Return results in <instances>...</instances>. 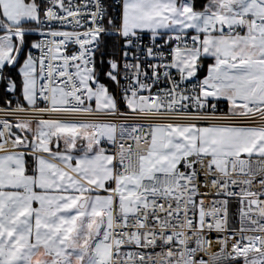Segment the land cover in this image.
Masks as SVG:
<instances>
[{"label":"snow or ice","instance_id":"snow-or-ice-1","mask_svg":"<svg viewBox=\"0 0 264 264\" xmlns=\"http://www.w3.org/2000/svg\"><path fill=\"white\" fill-rule=\"evenodd\" d=\"M0 264H264V0H0Z\"/></svg>","mask_w":264,"mask_h":264}]
</instances>
